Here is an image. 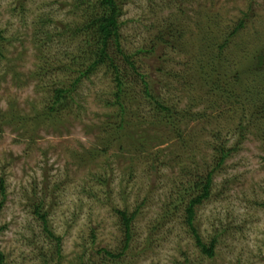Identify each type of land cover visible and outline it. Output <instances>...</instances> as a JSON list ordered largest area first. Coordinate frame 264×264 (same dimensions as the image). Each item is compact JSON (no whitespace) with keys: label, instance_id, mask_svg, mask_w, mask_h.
<instances>
[{"label":"rangeland","instance_id":"1","mask_svg":"<svg viewBox=\"0 0 264 264\" xmlns=\"http://www.w3.org/2000/svg\"><path fill=\"white\" fill-rule=\"evenodd\" d=\"M77 2L0 0L6 263L264 264V0H120L123 48L169 118L131 70L117 100L107 67L82 78L64 109L47 110L54 86L75 78L57 65L83 20ZM220 140L237 150L195 210L202 241L215 239L208 256L181 196ZM120 210L134 218L114 258L104 251L123 245Z\"/></svg>","mask_w":264,"mask_h":264},{"label":"trees","instance_id":"2","mask_svg":"<svg viewBox=\"0 0 264 264\" xmlns=\"http://www.w3.org/2000/svg\"><path fill=\"white\" fill-rule=\"evenodd\" d=\"M77 6H81V16L83 17L82 23L70 28V39H72L71 47L64 52V59L57 65L62 71H72L75 73V78L69 84L61 83L54 86L53 94L51 95L50 106L48 111L53 112L55 110H62L65 108L67 96L76 88L77 83L82 79L89 77L97 70L107 67L109 72L113 76V82L115 86L114 96L116 99H120L122 92L125 87V80L129 71H133L134 74L139 77V80L144 86V92L150 96L151 99L156 101L158 111L160 113L165 112L167 118L172 117V111L170 107H167L160 103L153 95H151L148 89V83L143 74H141L137 66L133 61V53H128L123 48L121 40V22L120 15L122 14V8L120 7V0H78ZM242 19L232 29L231 35L235 34L238 29L242 26ZM63 37V32L59 33ZM170 35V34H169ZM55 35L46 34V42H52ZM59 36V37H60ZM67 37V38H68ZM160 43H167V38H163L160 34ZM220 45L219 47H221ZM73 48V50H71ZM119 60H122L124 64H120ZM44 70V68H43ZM261 107H264L261 106ZM256 113H263V108H260ZM237 150V146H228L227 141L217 142L212 149V162L213 164L209 167L204 174L196 175L195 180L191 182L190 190H184V196H181L185 201L184 212H185V223L187 224L190 232L194 236L195 243L201 248L202 252L208 256L213 255V249L215 239L213 238L208 245H206L200 235L197 232L196 226L194 225V217L196 207L202 203V201L211 195L212 181L214 172L220 168L225 160ZM0 213L4 206L5 201V187L3 180L0 181ZM41 205H36L35 214L39 216L43 222V227L46 229V214L41 213ZM121 215V219L124 226V241L121 249L117 252H110L105 250L107 255L112 257H120L129 246L131 238V223L134 218L133 215L127 214L125 210L118 211ZM50 233V231H48ZM51 234V233H50ZM59 240V238H56ZM5 253L0 249V264H7L5 260Z\"/></svg>","mask_w":264,"mask_h":264}]
</instances>
